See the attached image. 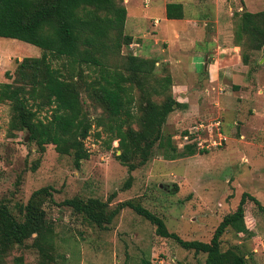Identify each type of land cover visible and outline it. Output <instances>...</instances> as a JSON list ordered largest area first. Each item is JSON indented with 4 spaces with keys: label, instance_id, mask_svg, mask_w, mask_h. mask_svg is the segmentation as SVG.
I'll return each instance as SVG.
<instances>
[{
    "label": "rangeland",
    "instance_id": "374dc122",
    "mask_svg": "<svg viewBox=\"0 0 264 264\" xmlns=\"http://www.w3.org/2000/svg\"><path fill=\"white\" fill-rule=\"evenodd\" d=\"M153 1H159L161 7L172 0H122L127 12L123 34L134 37L129 46L105 52L102 60L106 66L128 75L126 56L144 58L140 46L135 44L144 40L143 32L148 33L147 39L151 36L160 38L172 36L174 30L184 27L181 22L165 23L163 19L156 27L159 18L146 20L147 26L138 23L132 13L141 20V15L146 12L154 15ZM244 2L249 7L248 12L264 10V0ZM240 5L242 0H187L185 6L182 5L183 16L191 22L185 26L183 38L173 39L174 42H168V39L153 42L155 56L145 58L155 63L152 75L145 76V89L152 102L161 103L167 95L179 102L187 94L196 103V110L189 115H181L178 111L181 108L171 112L163 133L174 139L196 121L219 118L227 139L224 146L205 154L197 152L173 160L166 159L162 149H155L150 160L131 173L132 181L127 189L124 184L128 171L116 160L117 145L111 143L105 131L109 124L108 114L89 90L93 80L99 78L98 69L90 65L69 69L64 60L52 61L53 67L59 68L64 76L69 72L72 76L83 74L81 100L91 129L84 141L89 158L82 161L78 169L71 156L58 154L53 145H46L41 152L30 141L29 133L13 123L10 103L0 102V204H5L17 219H21L19 206L26 205L36 190L47 188V194L35 197L33 202L45 212V224L52 229L49 246L38 248L40 242L35 244L32 237L21 245L10 246L0 255V264H13L17 257H22L24 264H141L142 260H149L151 264H204L205 254L185 250L174 240L157 236L155 228L131 209L120 210L110 224L99 228L64 205L65 200L72 198L81 202L99 200L106 203L107 212L128 200L139 203L161 218L169 232L184 241L201 242H209L222 218L235 211L243 193L254 196L264 206V45L259 51L252 52L254 38L240 36L242 48L236 46L239 15L243 10L247 11L245 8L240 11ZM136 23L139 32L133 29ZM189 30L194 33L196 42L192 41ZM167 44L177 45L185 53L204 54L218 44L236 47L230 53L216 54L215 51L210 54L219 56L221 61L219 85L207 88L214 97L210 103L207 95L203 96L206 92L204 81L196 82L197 79L192 80L189 76L178 80L188 83L186 89H179L172 82L165 93H155L161 91L159 80L171 74L169 65L158 58ZM242 52L252 54L247 69L251 73L240 71ZM42 55L43 51L38 47L0 38V83L13 82L16 67L24 58ZM185 61L182 59L179 66L186 64ZM228 70L242 74L244 79L232 81ZM242 80L247 82L246 87ZM235 84L243 87L245 94L239 92V86ZM128 86L134 101L130 106L133 119L124 128L138 129V105L143 101L142 93L135 85ZM37 87V99L29 104L35 111V119L45 122L50 117L51 107L47 105L42 89ZM24 88L27 98L31 84ZM98 121L103 124L97 126ZM35 164L38 165L33 170ZM45 239L49 241L50 237ZM220 249L244 257L246 264H264V212L247 202L243 218L222 236Z\"/></svg>",
    "mask_w": 264,
    "mask_h": 264
},
{
    "label": "trees",
    "instance_id": "16d2710c",
    "mask_svg": "<svg viewBox=\"0 0 264 264\" xmlns=\"http://www.w3.org/2000/svg\"><path fill=\"white\" fill-rule=\"evenodd\" d=\"M126 15L122 0H0V38L18 40L43 51L40 58H24L18 64L12 83H0V102L10 103L13 123L20 130L29 133L30 141L41 152L46 145H53L58 154L71 156L78 169L81 162L89 158L84 141L91 129V122L83 110L81 100L83 74L80 72L72 76L69 72L64 76L59 68L53 67L52 61L64 60L69 69H74L75 66L80 68V65L93 66L98 69L99 78L93 80L89 90L108 114L109 124L105 131L110 136L111 143L115 142L117 145L119 154L115 156L116 160L128 171L124 189L130 187L131 173L145 165L155 149H162L165 158L169 160L197 153L191 147L177 150L172 136L163 133L169 114L182 108V105L171 95H167L161 103L149 99L145 89V76L148 75L149 78L152 75L154 60L126 56L128 75L104 64L102 59L107 50L119 51L122 46L132 43V37L123 34ZM165 17L168 20L182 19V5L167 4ZM239 22L240 32H236V46L242 48L240 36H251L254 38L252 52L259 51L264 45V10L255 13L243 10L239 15ZM252 59V54L241 53V72L246 70L251 73L247 69ZM159 83L161 91L155 93H165L172 85L171 74L161 78ZM29 84L32 90L26 98L24 87ZM131 84L139 88L143 99L138 105V129L129 126L124 128L133 119L130 106L134 101L128 86ZM36 87L42 89L46 103L51 107L50 117L45 122L35 119V111L29 104L37 99ZM88 95L90 96V92ZM102 124V121L97 122V126ZM37 165L32 169L35 170ZM46 194L47 188L36 190L26 205H20L21 219H17L5 204H0V255L10 246L21 245L32 237L35 244L36 241L40 242L38 248L50 245L52 229L45 224V212L33 202L35 197ZM247 202L264 212V206L254 196L243 193L235 211L222 218L209 242L182 240L177 234L167 230L161 218L130 200L120 203L111 212L106 211V203L96 199L81 202L72 198L65 200L64 205L77 214L84 215L99 228L110 224L120 210L129 208L147 220L155 228L157 236L172 239L185 250L205 254L204 264H246L244 257L230 250L223 252L220 245L228 228L243 218ZM45 237H50L49 241ZM13 264H24V261L22 257H17ZM141 264L151 263L149 260H142Z\"/></svg>",
    "mask_w": 264,
    "mask_h": 264
},
{
    "label": "crops",
    "instance_id": "0c3cea01",
    "mask_svg": "<svg viewBox=\"0 0 264 264\" xmlns=\"http://www.w3.org/2000/svg\"><path fill=\"white\" fill-rule=\"evenodd\" d=\"M149 2H151V0H149ZM169 3H179L183 6H185V4L187 3V0H172L170 2H167L165 4H163V6H159V1H156V3L153 1V6H151V9L156 11V13L154 15H147L148 12L142 14V19H139L134 13H132V16H134L135 20L142 24V25H146V20L148 21H152V19H157L159 18V22L156 24V27H158L163 19V21L165 23L168 22H181L183 23V26L181 29L179 30H174V33L172 36H166V37H160L157 38L158 36H155L154 38L147 39L148 38V33L143 32L142 37L144 38V40L140 39V41L138 43H135L138 45V47L140 46V52L144 54V58H153V56H155L154 52V48H153V42L157 43L158 41H165L167 40L169 41H173V39H181L182 37V33L185 31V26H188V22H191L190 20L184 19V16L182 19L180 20H168L165 17V7L167 4ZM182 6V7H183ZM243 8L247 9V11H249V7L247 6V4H245L244 0H242V5L239 6V10L242 11ZM184 15V12H183ZM158 20V19H157ZM194 22V21H193ZM149 25V24H148ZM138 24H134L133 25V29L135 32H139L140 30L138 29ZM148 28V27H147ZM155 33H153L154 35ZM157 34V31H156ZM155 34V35H156ZM188 34L191 36L193 35V37L191 38L193 42H196L197 40H195V36L193 32H190V30L188 31ZM188 34H186L185 36L190 37ZM131 36V35H130ZM134 37V36H132ZM166 38V39H165ZM167 42V43H168ZM141 43V44H140ZM140 44V45H139ZM236 48L235 46L229 47V45H225L222 46L220 44H218L216 46V48L214 47L210 52L206 51V54L202 53V52H190L188 51L187 53L183 52L181 49L178 48L177 45H170L167 44L166 48L163 49V54L160 55V57H158L160 59L161 62L167 63L169 65V67L171 68V77H172V82L175 85V87L179 88V89H186L188 87V83L184 84V83H179L178 80L184 79L185 77H190L192 78V80H196V82H203L205 84L206 89H204L203 96L207 95V99L208 102L210 103L211 100L214 99L212 92H210L208 88V86H211V88H213L214 86H218L219 85V76H220V57L219 56H211V52H215L217 54L218 53H225V52H231L233 51V49ZM162 58V59H161ZM182 59H185L186 64L183 63L182 66H179L182 64ZM175 66L174 68H172V66ZM235 70V69H234ZM230 76L232 75V81H235V79L237 78H243L241 75H236L234 73V71L232 70H228L227 72ZM181 76V77H179ZM178 77V78H176ZM244 79V78H243ZM239 80V79H238ZM242 83L245 86V84H247V82H244V80H242ZM236 87L239 86V84H235ZM190 86H193L192 84ZM239 92L244 93V88L240 87L238 88ZM245 94V93H244ZM187 94L183 95L182 97H184L183 99H180V101L178 103H180L182 105V108L179 109L178 111L181 112V115L183 113V115H189L191 113H193L196 110V103L194 102L193 97H189L186 96ZM186 96V97H185Z\"/></svg>",
    "mask_w": 264,
    "mask_h": 264
},
{
    "label": "built area",
    "instance_id": "2783aa9c",
    "mask_svg": "<svg viewBox=\"0 0 264 264\" xmlns=\"http://www.w3.org/2000/svg\"><path fill=\"white\" fill-rule=\"evenodd\" d=\"M177 150L193 148L198 153H208L224 146L227 141L219 118L196 121L193 126L175 136Z\"/></svg>",
    "mask_w": 264,
    "mask_h": 264
},
{
    "label": "water",
    "instance_id": "95a60500",
    "mask_svg": "<svg viewBox=\"0 0 264 264\" xmlns=\"http://www.w3.org/2000/svg\"><path fill=\"white\" fill-rule=\"evenodd\" d=\"M26 140H27V137H26Z\"/></svg>",
    "mask_w": 264,
    "mask_h": 264
}]
</instances>
